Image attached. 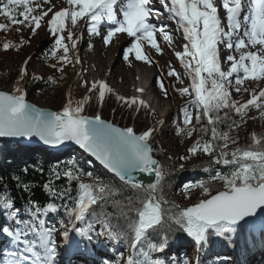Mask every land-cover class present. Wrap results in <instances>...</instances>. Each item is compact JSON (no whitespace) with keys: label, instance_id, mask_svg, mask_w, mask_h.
I'll list each match as a JSON object with an SVG mask.
<instances>
[{"label":"snow or ice","instance_id":"6c2138e0","mask_svg":"<svg viewBox=\"0 0 264 264\" xmlns=\"http://www.w3.org/2000/svg\"><path fill=\"white\" fill-rule=\"evenodd\" d=\"M155 2L163 6L184 41L182 51L174 53L184 69L183 74L170 68L168 76H175L181 84L182 77L190 80L188 86L176 89L180 96L189 97L180 109L184 127H177L176 134L190 137L199 128L201 135L178 159L188 160L198 154L210 158L202 165L209 179L183 188L185 199L191 197L193 188L201 190V198L182 206L167 197L169 171L154 158L152 145L164 124L163 119L139 132L133 126L118 127L99 113L84 114L91 95L85 94L74 104L70 92L61 111L37 108L26 101L22 87L28 75L29 57L23 62L11 90H0V138H28L29 143L38 138L43 146L56 151L74 144L110 175L105 179L92 171L85 172L75 159L57 161L42 185L51 202L41 206L29 196L22 209L16 207L15 199L0 177V213L6 221L0 225V235L8 238L5 248L0 249L4 254L3 264H58L61 255L58 237L66 251L73 254L101 244V237L109 241L130 240L135 257L130 254L126 261L117 264H179L171 257L164 260L153 254L163 253L172 243L180 241L181 234L183 239L190 238L194 243L195 264H200L199 255L208 248L211 237L222 238L232 245L233 236L250 218L264 214V134L253 131L251 143L244 146L239 145L238 136L230 135L233 128L244 122L250 108L259 110L260 117L264 118V88L258 93L253 89L251 98L243 103L233 99L231 92L232 89L240 92L245 80H264V0ZM66 3L69 7L54 10L56 6L50 0H0V17L16 26L17 31H21V26L28 27L32 35L43 22L54 38L48 51L57 58L60 65L57 70L61 72L65 64L73 62L70 51L75 54V63L81 62L77 42L82 34L74 38L68 30L65 37L66 20L73 27L78 20H84L89 35L101 36L105 45L112 43L117 34H127L131 43L123 49L125 61L134 53L136 60L152 63L151 53L144 50V44L156 53H163L156 39L157 32L169 46L172 44L167 25L160 22L158 27L153 22V17L161 15L154 8V0H123L119 16L114 7L118 0H66ZM103 21L110 25L104 34L100 31ZM9 24L0 23V30H7ZM65 39L70 43H65ZM24 43L21 36L19 44L5 41L2 48L19 49ZM221 45L228 51L226 56L222 55ZM89 47H92L90 42ZM59 50L62 54L57 55ZM222 64L228 65L226 70ZM51 67L57 68V65ZM33 79L40 77L33 74ZM48 79L56 83L53 77ZM82 85L87 93L96 92L101 104L106 93L112 91L102 80L93 81L90 86L89 81L82 80ZM160 87L164 90L162 82ZM164 94L167 96L166 90ZM117 99L125 101L130 108L135 106L137 112L141 107H149L140 97L117 96ZM222 124L225 129L220 128ZM213 164L228 166L229 171L216 170L212 174ZM179 168L183 170L184 164H179ZM27 171V167L22 169L23 173ZM35 171L43 174L44 169L39 167ZM137 173H148L153 180L145 183L137 178ZM12 179L17 188L31 192V182H22L18 175ZM62 179L66 184L58 185ZM216 182H220V188H214ZM108 206L114 211L108 212ZM61 211L68 217V224H62L58 230L48 225L46 217ZM22 213L30 219H18ZM9 247L15 250L9 251ZM102 264L112 262L104 260ZM183 264H192V261L184 259Z\"/></svg>","mask_w":264,"mask_h":264},{"label":"rangeland","instance_id":"374dc122","mask_svg":"<svg viewBox=\"0 0 264 264\" xmlns=\"http://www.w3.org/2000/svg\"><path fill=\"white\" fill-rule=\"evenodd\" d=\"M50 2L56 6L54 10H59V8L65 7L64 0H50ZM32 6H35V3H33ZM46 7L47 5H45V8ZM154 7L161 12L159 18H162L163 20H158L159 23L164 22L167 25V30L171 33L173 40L171 46H169L168 43L162 45V48L164 49L163 53H155L152 50L148 51V49H145L144 47L146 52L151 53L153 60L152 63L136 60L134 53L129 56L130 63L129 61H125L123 59V49L131 43V38L128 37L127 34L120 33L112 43L105 45L102 42L101 36H90L83 20H80L78 26H72L70 30L73 34L75 33L76 36H81L82 34V39L79 40V44L77 45L78 55L81 62L79 64L73 62V65L65 64L63 72L58 71L57 69L60 65L57 62V58L51 56L50 52H46L47 55L46 53L43 54L40 52L34 55V52L38 50V47L49 40V34L46 30L47 27L42 22V26L38 29L36 34L32 35L29 31L28 34L25 35L27 42L23 47L14 52H8L5 50L0 51V72L10 68L17 69L23 65V62L26 59L31 57L27 65L28 75L22 84L28 85L33 82L34 84L28 95L29 99L40 106L47 107H50L52 104L56 91V87L53 86L54 83L49 81V77H53L57 83H68L67 92H70L71 95H73L72 92H75V97L78 99L80 97L83 98L85 94L91 95L92 97L95 93H87V89L82 85V80L89 81V86L93 81H105L112 91H115L119 96L128 99L138 96L137 89L140 88L141 85L147 86L151 83L152 86L147 90L148 95L147 97L145 96L148 102L147 104L151 110L148 121L153 119L152 124H154L158 119L170 114L168 120L160 126L161 131L159 143L162 149L171 153L172 157L178 158L179 156L186 154V149L196 140V134H192L190 137L176 134L177 127H184L183 113L180 111V106L185 103L189 97L180 96L175 89L188 86L190 80L187 77H182L184 82L181 84L175 76L168 78L165 71H169L170 68H175L178 73H181V75L183 74L184 69L174 53L176 51H182L184 41L181 35L175 31V24L169 19L168 14L163 11V6L159 3L157 4L154 0ZM38 11L39 9H37V12ZM50 16L51 13L49 14V18ZM81 26H84L83 29ZM76 36L74 35V38ZM65 42L70 43L67 39ZM89 42L92 47H89ZM220 47L222 55L226 56L228 53L225 48L223 45ZM70 53L72 58H75V54L72 51H70ZM59 54L60 51H58L57 55ZM38 56H40L41 59H38ZM158 62L160 63V67ZM53 64H56L57 68L51 67ZM161 66L163 69H161ZM227 66L228 65L226 64H222V67L225 70ZM146 68L148 70H146ZM112 71L113 73H111ZM33 74H35L36 77H40V79H33ZM160 82L163 83L164 90L168 93L167 96L164 94V90L161 89ZM240 87V92H236L233 89V95L235 100L243 103L251 98L253 89L258 93L261 88H264V80L254 83L244 81L243 85ZM244 89H248V91H245ZM193 112H195L194 109ZM174 113L178 114V123L173 119ZM249 117L250 119L244 118V122L241 123V128L232 129L230 135L233 137L243 135L246 128H248V125H250L256 132L264 131V118L260 117L259 110H252ZM230 147L232 146L230 145ZM205 157L210 159L206 155ZM47 158L48 154H46V152H40L37 155L36 160H38L39 163H43ZM198 159L199 154L188 160H180V162L184 165H192L196 163ZM186 184H191V182H181L180 186L177 188L178 204L182 206L190 205L195 202L193 189L191 197L188 199L184 198L183 188ZM57 242H60L59 237L57 238Z\"/></svg>","mask_w":264,"mask_h":264},{"label":"trees","instance_id":"16d2710c","mask_svg":"<svg viewBox=\"0 0 264 264\" xmlns=\"http://www.w3.org/2000/svg\"><path fill=\"white\" fill-rule=\"evenodd\" d=\"M66 3V0H65ZM66 7H69V5L66 3ZM78 23L77 25L79 24ZM84 21V20H83ZM0 23L9 24V22L3 18L0 17ZM76 25V26H77ZM72 27L70 20H66V27L63 35L66 37L68 30ZM82 29L84 26H81ZM47 30V28H46ZM29 28L25 26H21V31L16 30V26L10 25L7 30H0V51L4 50L2 48V44L5 41H12L13 43L19 44L21 36L24 37L25 41L27 42L25 35L28 34ZM38 31V30H37ZM48 32V30H47ZM78 33V32H77ZM49 34V32H48ZM76 36V34H75ZM66 40V39H65ZM54 43V38L49 34V40H47L45 43H43L41 46L38 47V50L34 52V55L37 53H49V49L52 47ZM66 43V42H65ZM26 43H24L21 47H23ZM79 44V41L77 42V45ZM20 47V48H21ZM162 47V46H161ZM17 49L11 48L7 50L8 52H14ZM60 54H62V50H59ZM59 54V55H60ZM71 56V53H69ZM41 59L40 56H38V59ZM72 61L75 62V58H72ZM73 62L70 63L73 65ZM22 65L18 67L17 69H6L5 71L0 72V90H11V86L16 81L20 69ZM163 68V67H162ZM28 70V68H27ZM166 72V76L170 78L171 76H168V71ZM254 83V81H250ZM34 83L31 82L28 85L25 84L22 87L24 88L26 92V98H29V92L32 88V85ZM55 86V98L52 101V104L50 107H52L55 110H62L63 105L66 103V99L68 96V83L66 82H56L53 84ZM176 91V89H175ZM177 92V91H176ZM232 92V98L234 99L233 95V89ZM178 93V92H177ZM72 99L75 104L76 101L82 99L80 97L79 99L76 98L75 92H72ZM179 94V93H178ZM117 96H119L115 91H111L106 94L104 98L103 104H101V107H99L100 102L97 99V93H94V96L91 97V100L85 105V112H89L90 115H95L96 113H100L102 118L111 120L114 123H118L122 127L130 126L133 122L134 118V112H135V106L133 107H127V103L122 100H118ZM184 104V103H183ZM182 104V105H183ZM181 105V106H182ZM180 106V107H181ZM255 108H250L248 110L247 115L244 117L245 119H250L249 114L252 110ZM176 111V110H175ZM174 111V112H175ZM150 108L143 109V112L137 116V118L134 121V128L137 132L146 130L147 127H149L148 124V118H149ZM222 114V113H221ZM173 119L176 123H178V114L174 113ZM233 119L238 120L239 116H233ZM195 123V121L193 122ZM221 129H225V125H220ZM241 128V123L239 124V127ZM235 129V128H233ZM256 132L251 128L250 125H248V128L244 131V134L239 136V145L244 146L251 143V133ZM257 134H264V131H257ZM193 134H196V139L198 136L201 135L199 128H197V131H194ZM210 135V133H209ZM159 136L160 132H158L155 135V138L152 141V145L154 148V156H156L165 166L168 168L169 175L166 177L167 186H166V193L167 197L176 201L178 203V196H177V188L180 186L181 181L185 179L186 181H190L191 184L198 183L200 181H207L209 179V173L205 172L203 170L202 165H206V162L209 160L207 157H205L204 154H199V159L196 163L192 165H184L183 170L179 168V164H181L180 160L178 158H174L171 156V153L169 151H165L162 149L159 143ZM182 138V137H180ZM15 147L12 142L1 140L0 139V177L3 178L4 183H6L8 189L10 190V195L12 198L15 199V205L17 208H21L22 206H26L25 201L29 199V196H31V199L39 202L41 206L46 204L47 202H51V197L45 192L42 185L44 182L48 179L49 170L57 163V161H67L68 159H75L78 161L79 166L85 171H92L97 175H103L105 179L108 178V175L106 174V170L102 168L101 165H99L95 160H91V163H88V155L83 153L82 156L80 155V151L78 149L74 151H70L68 155H66L63 158H57L56 156H50L48 153V158H51L50 160H44L43 163H39L38 160L33 158H25V156H28V153L21 154L18 152H15ZM39 151V150H38ZM37 151V152H38ZM38 154V153H37ZM171 156L172 160H168L167 157ZM195 166V168H194ZM25 167L28 168L27 173H23L22 169ZM42 167L44 169L43 174H41L38 171H35L36 168ZM212 170L214 174V171L219 170L222 172H228L229 167L224 165H212ZM194 173V178L190 179L191 173ZM20 176L22 182H31L33 187L31 188V192H25L20 188H17L16 182L12 179L13 176ZM58 185H64L66 184L65 180H61L57 182ZM220 182H216L214 184V188H220ZM73 187L75 188V183L73 184ZM194 190V197L195 201L201 198V190L199 188H193ZM2 191V189H0ZM75 194V193H73ZM108 212H113V208L111 206L107 207ZM18 219H30L26 214L21 215V217H18ZM262 219L264 220V216H262ZM46 220L48 222V225H54L58 230L61 229L62 224H68V217L61 211L59 214H49L46 217ZM0 221L2 224H4L6 221L4 219V216L2 213H0ZM10 223V222H9ZM77 226L80 225L79 222H76ZM113 223H117L116 220H113ZM183 235L181 234V240L179 242H183L184 244H189V240L183 239ZM5 239V245L8 243V238L4 236ZM234 242L237 244L239 241L244 247L246 243L251 244L252 246H255V239L254 236L250 234L248 229L244 226L242 229L238 231L237 234L233 236ZM103 241L101 244L98 245H90V251L91 254H95L96 248L103 251L104 256H97L98 262L95 260L92 261V264H102V261L108 260L112 262V264H117V262H123L126 261L127 257L130 255V240L126 241L124 239H121L119 241H109L107 239H102ZM177 243V242H175ZM174 244V243H172ZM171 244V245H172ZM217 244H220V240L217 237H211L209 241V246L214 247ZM81 248H83V245H81ZM214 252V249L212 248L210 250V254ZM122 254V255H121ZM174 260H178L179 264H183L184 259H194V254L191 253L190 256L187 255V253H178L176 250L173 252ZM206 256V255H205ZM84 258H87V256L83 255ZM135 257V252H134ZM72 261L78 260L79 262L86 264V261L82 260L81 258H72ZM191 260V259H190ZM191 260V261H192ZM232 256L231 255H222L217 256H206L200 258V264H231ZM193 262V261H192Z\"/></svg>","mask_w":264,"mask_h":264},{"label":"water","instance_id":"95a60500","mask_svg":"<svg viewBox=\"0 0 264 264\" xmlns=\"http://www.w3.org/2000/svg\"><path fill=\"white\" fill-rule=\"evenodd\" d=\"M7 91V90H5ZM26 101L29 103V104H32V105H35L37 108H43L45 109L46 111H60V110H55L53 109L52 107H47V106H40L34 102H32L31 100H27ZM85 115H88V114H85ZM91 116V115H90ZM107 120V119H106ZM110 121V120H108ZM112 122V121H110ZM113 123V122H112ZM116 126L118 127H122L120 126L119 124H116L114 123ZM2 140H6V141H10L12 142L13 144L15 145H21V146H30V147H42L44 149H48L50 152H56V153H63L65 151H67L69 148H61L59 151H56V150H53V149H49L48 146H43L42 145V142H39L38 141V138H33L31 143L27 142L28 141V138H23V139H18V138H0ZM71 148H78V146H75L74 144L71 145ZM83 151V150H82ZM87 154V153H86ZM88 155V154H87ZM154 155V154H153ZM90 158V157H89ZM154 158L158 159L156 156H154ZM90 159H93L94 158H90ZM159 160V159H158ZM98 163V162H97ZM137 178L138 179H141L143 180L145 183H148V182H151L153 180V176L148 174V173H137L136 174ZM258 215H262V214H258ZM257 215V216H258ZM256 216V217H257ZM251 219H254V218H250Z\"/></svg>","mask_w":264,"mask_h":264},{"label":"bare ground","instance_id":"6f19581e","mask_svg":"<svg viewBox=\"0 0 264 264\" xmlns=\"http://www.w3.org/2000/svg\"><path fill=\"white\" fill-rule=\"evenodd\" d=\"M105 62H106V60H105ZM146 70H148V69L146 68ZM111 73H113V71H112ZM143 90H144V89H143ZM137 97H140L141 99L144 98V96H141V95H139V94H138ZM26 99H27V100H30L29 98H26ZM151 102H152V101H151ZM1 140H2V139H1ZM27 147H30V146H27ZM27 147H26V149H27ZM24 150H25V149H24Z\"/></svg>","mask_w":264,"mask_h":264}]
</instances>
